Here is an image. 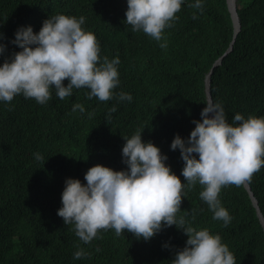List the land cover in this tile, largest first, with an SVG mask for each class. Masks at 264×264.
<instances>
[{"label":"trees","instance_id":"obj_1","mask_svg":"<svg viewBox=\"0 0 264 264\" xmlns=\"http://www.w3.org/2000/svg\"><path fill=\"white\" fill-rule=\"evenodd\" d=\"M202 2L200 13L188 6L195 0H184L174 26L164 30L168 47L162 49L163 40L126 24L127 0H0V43L6 45L0 66L21 51L11 42L18 28L31 26L38 33L43 21L57 14L84 16L82 27L96 35L101 58L120 59V83L109 101L87 99V88H74L61 100L54 87L44 105L22 94L0 101V264H171L185 247L188 237L175 225L147 241L127 230L116 236L109 229L85 244L57 211L67 178L86 185L87 170L97 164L127 170L124 137L137 130L143 142H152L168 157L165 164L186 183L180 150H172L171 143L177 134L187 141L195 128L192 121H202L206 76L227 52L234 32L226 0ZM237 6L241 31L232 52L215 68L211 84L213 101L222 104L230 124L237 113L245 119L264 117V0H238ZM121 92L130 94L131 102L120 101ZM75 104L85 111L73 112ZM113 106L117 111L108 119ZM36 153L43 159L38 161ZM249 184L264 215V167ZM202 190L199 183L184 189L177 217L185 216L197 230L219 234L236 264H264V229L244 184L221 190V205L232 217L227 226L213 219L200 198ZM79 249L88 257L74 259Z\"/></svg>","mask_w":264,"mask_h":264},{"label":"clouds","instance_id":"obj_2","mask_svg":"<svg viewBox=\"0 0 264 264\" xmlns=\"http://www.w3.org/2000/svg\"><path fill=\"white\" fill-rule=\"evenodd\" d=\"M183 3L184 0H127L125 22L134 32L142 30L157 42L163 40L159 46L167 49L164 30L174 26ZM188 6L203 13L202 0ZM192 18L197 19V14L193 13ZM84 23V16L57 14L44 20L38 33L31 26L18 28L11 42L21 51L0 66V101L11 102L22 94L44 105L51 99L53 87L61 100L71 96L74 88L89 89V100L113 99L120 83V59L101 58L100 42L92 31L84 30ZM5 50L6 45L0 43V54ZM118 99L131 102L132 96L121 92ZM77 110L85 111L81 104L73 105L72 111ZM116 111L115 106L109 109L108 119ZM201 117L202 121H192L195 128L187 141L177 134L171 143L172 150H180L186 183L165 164L168 157L152 142H143L142 131L137 130L131 138L124 137L122 155L127 170L114 171L97 164L87 170L86 185L79 179L67 178L57 215L65 225H74L76 236L85 244L109 229H114L116 236L127 230L147 241L164 227L175 225L188 239L171 264H236L234 254L219 234L207 228L197 230L185 216L178 218L177 214L186 195L184 189L191 190L199 183L203 188L200 198L214 213L213 219L222 220L225 226L231 222L219 196L224 187L251 183L253 175L264 167V117L251 115L245 119L237 113L230 124L222 104L212 101L206 103ZM193 154H198L199 159ZM35 157L43 159L39 153ZM88 255L79 249L73 258Z\"/></svg>","mask_w":264,"mask_h":264},{"label":"water","instance_id":"obj_3","mask_svg":"<svg viewBox=\"0 0 264 264\" xmlns=\"http://www.w3.org/2000/svg\"><path fill=\"white\" fill-rule=\"evenodd\" d=\"M227 2V6H228V10H229V13H230V16H231V19H232V23H233V39H232V42L230 44V47L228 48L227 52L221 57L219 58L216 63L214 64V66L212 67V70L209 72V74L206 76V79H205V91H206V95H207V100L208 102L209 101H213V98H212V91H211V84H212V75L214 73V70L217 66L221 65L222 64V61L223 59L230 53L232 52L233 50V46H234V43L241 31V22H240V17H239V14H238V6H237V2L238 0H226ZM244 187L245 189L248 191L249 193V196L251 198V201H252V204L254 206V208L256 209V212H257V216L262 224V227L264 229V215L262 213V210L260 209V206H259V202L258 200L256 199L252 189H251V186L248 182H245L244 183Z\"/></svg>","mask_w":264,"mask_h":264}]
</instances>
